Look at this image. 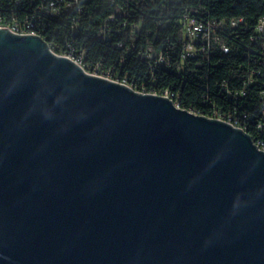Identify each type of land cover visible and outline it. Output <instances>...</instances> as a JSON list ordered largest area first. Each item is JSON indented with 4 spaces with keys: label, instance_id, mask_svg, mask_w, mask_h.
Listing matches in <instances>:
<instances>
[{
    "label": "water",
    "instance_id": "1",
    "mask_svg": "<svg viewBox=\"0 0 264 264\" xmlns=\"http://www.w3.org/2000/svg\"><path fill=\"white\" fill-rule=\"evenodd\" d=\"M0 264H264V151L0 29Z\"/></svg>",
    "mask_w": 264,
    "mask_h": 264
},
{
    "label": "trees",
    "instance_id": "2",
    "mask_svg": "<svg viewBox=\"0 0 264 264\" xmlns=\"http://www.w3.org/2000/svg\"><path fill=\"white\" fill-rule=\"evenodd\" d=\"M51 1L0 0V25H31L57 54L83 53L88 71L175 93L182 108L229 118L264 144V0H63L56 16ZM189 20L217 33L188 56Z\"/></svg>",
    "mask_w": 264,
    "mask_h": 264
},
{
    "label": "built area",
    "instance_id": "3",
    "mask_svg": "<svg viewBox=\"0 0 264 264\" xmlns=\"http://www.w3.org/2000/svg\"><path fill=\"white\" fill-rule=\"evenodd\" d=\"M59 2H63V0H52L50 2L48 9H49L50 13L54 16H56L60 13V9L58 8ZM68 6L72 7L71 4H69ZM240 21L242 22L243 20H240ZM233 24L236 25V22H233ZM184 26H185V34L188 38V40L185 44V47H184V52L188 56L194 55L196 47L198 44H200L201 42H203V43L208 42L209 43L214 38L215 34L217 33L216 25H213L212 23H202V22H197L195 20H189V21L184 23ZM0 29H4L6 31H9L10 33H12L14 35L37 36V37L42 38L36 31L32 30L31 25H27L26 28H21L17 25H15V26L0 25ZM256 35H257L256 36L257 40H260L264 36V18H262L259 21V24L256 27ZM49 48H50L51 52L54 53L56 56L69 59L70 61L75 63L77 66H79L81 69H83L87 74H89L91 76H94V77H97L100 79H104V80H107V81H110L112 83H116V84H119L122 86H125L128 89L132 90L133 92L141 94V95H152V96L161 97L163 99L170 100L176 107H178L180 109H184L181 107V105L179 103V99L175 93L166 92L164 94H158L156 92H149L144 88L141 90L137 89L136 87L132 86L131 84L127 83L126 81L114 79L110 73L103 74V73L99 72L98 69H96L95 71H88L85 67V56H84V54L77 52L75 49H71L68 53L61 55V54H57L50 46H49ZM224 51L227 53L228 49L224 48ZM184 110H188V109H184ZM188 111L193 113V114L205 117L207 119L217 120V121L226 123V124L230 125L231 127H233L234 129L241 130L244 133L248 134L243 127L238 126L237 124L233 123V121L231 119L226 118L224 116H220L217 113L213 114L212 116H206V115L197 114L193 110H188ZM253 141H254L256 147L260 151H264V144L262 142H257L255 140H253Z\"/></svg>",
    "mask_w": 264,
    "mask_h": 264
}]
</instances>
